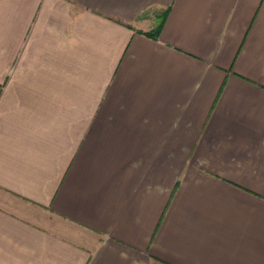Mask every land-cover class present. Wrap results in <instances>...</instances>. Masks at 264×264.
<instances>
[{
	"label": "crops",
	"instance_id": "crops-1",
	"mask_svg": "<svg viewBox=\"0 0 264 264\" xmlns=\"http://www.w3.org/2000/svg\"><path fill=\"white\" fill-rule=\"evenodd\" d=\"M0 264H264V0H0Z\"/></svg>",
	"mask_w": 264,
	"mask_h": 264
},
{
	"label": "trees",
	"instance_id": "trees-1",
	"mask_svg": "<svg viewBox=\"0 0 264 264\" xmlns=\"http://www.w3.org/2000/svg\"><path fill=\"white\" fill-rule=\"evenodd\" d=\"M168 14V10H165L160 16L157 17L158 20V24L156 26V28L151 32V33H147V35H150L152 37H157L163 27L164 21L167 17Z\"/></svg>",
	"mask_w": 264,
	"mask_h": 264
}]
</instances>
